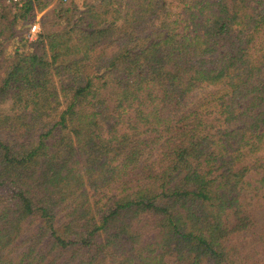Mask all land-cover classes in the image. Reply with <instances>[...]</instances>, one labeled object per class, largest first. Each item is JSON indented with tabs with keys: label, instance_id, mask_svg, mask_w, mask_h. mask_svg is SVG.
<instances>
[{
	"label": "trees",
	"instance_id": "16d2710c",
	"mask_svg": "<svg viewBox=\"0 0 264 264\" xmlns=\"http://www.w3.org/2000/svg\"><path fill=\"white\" fill-rule=\"evenodd\" d=\"M84 3L0 46V264H264V0Z\"/></svg>",
	"mask_w": 264,
	"mask_h": 264
},
{
	"label": "rangeland",
	"instance_id": "374dc122",
	"mask_svg": "<svg viewBox=\"0 0 264 264\" xmlns=\"http://www.w3.org/2000/svg\"><path fill=\"white\" fill-rule=\"evenodd\" d=\"M45 1H50V4L46 7L44 12H40L38 9L35 10L36 17L34 23L39 24V31L41 30V24L43 21L46 23V21L51 20L55 5L58 2H62L66 5L77 4L79 6H82L83 4H85L84 2H89L91 0H42V2ZM10 4L11 3H8L7 0H0V20H2L0 21V23L3 22V25H0V28H4L6 25H8L6 33L0 38V46L3 48L5 60H10L17 49H20L21 51L29 50L28 43L25 41V39L34 41L37 37V35L33 39H30L28 37L31 26L34 23L30 25V27L26 21L20 19H18L16 23H13V15L17 11V8L14 4ZM6 8H9L12 12L8 14L7 20H4L1 18L4 13L8 12V9Z\"/></svg>",
	"mask_w": 264,
	"mask_h": 264
},
{
	"label": "built area",
	"instance_id": "2783aa9c",
	"mask_svg": "<svg viewBox=\"0 0 264 264\" xmlns=\"http://www.w3.org/2000/svg\"><path fill=\"white\" fill-rule=\"evenodd\" d=\"M8 3L14 4L15 6H22L23 4V0H7ZM39 24L38 23H34L31 26L30 32L28 34V37L30 39H33L39 32Z\"/></svg>",
	"mask_w": 264,
	"mask_h": 264
}]
</instances>
